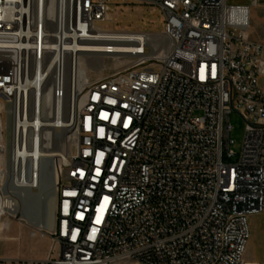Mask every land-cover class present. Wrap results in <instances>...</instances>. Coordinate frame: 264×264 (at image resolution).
<instances>
[{
    "label": "built area",
    "instance_id": "1",
    "mask_svg": "<svg viewBox=\"0 0 264 264\" xmlns=\"http://www.w3.org/2000/svg\"><path fill=\"white\" fill-rule=\"evenodd\" d=\"M124 1L161 12L159 38L103 43L111 0H0V232L65 97L76 142L57 169L50 254L11 264H247L250 219L264 212V42L252 7ZM85 53L113 66L76 96ZM235 111L246 121L237 161Z\"/></svg>",
    "mask_w": 264,
    "mask_h": 264
},
{
    "label": "rangeland",
    "instance_id": "2",
    "mask_svg": "<svg viewBox=\"0 0 264 264\" xmlns=\"http://www.w3.org/2000/svg\"><path fill=\"white\" fill-rule=\"evenodd\" d=\"M110 14L112 21L104 24L105 28L117 31H152L159 32L163 28V18L160 11L148 5L133 4L124 0H111ZM252 26H254L252 24ZM252 36L260 33L252 27ZM111 59H105L106 67L98 72L89 71L91 79H96L109 72ZM119 64V63H118ZM90 79V80H91ZM234 140L233 150L237 161L242 151L246 121L238 112L231 114ZM43 223L37 226L26 217L29 204L25 203L21 211L14 217L4 220L0 232V258L2 264H11L27 260L40 261L51 252L53 241L49 229L55 226L56 184L52 160L47 159L44 165ZM251 238L249 240L246 263L264 264V212L250 219ZM40 229V230H39Z\"/></svg>",
    "mask_w": 264,
    "mask_h": 264
},
{
    "label": "bare ground",
    "instance_id": "3",
    "mask_svg": "<svg viewBox=\"0 0 264 264\" xmlns=\"http://www.w3.org/2000/svg\"><path fill=\"white\" fill-rule=\"evenodd\" d=\"M64 0H60L61 4ZM52 8L55 5V0H52ZM57 12L55 10H49V15L51 17H55ZM108 19L112 21L111 14L109 12ZM108 21V20H107ZM105 24V23H104ZM103 24V28L101 27L99 30L100 37L103 43L110 44L115 43L118 48L125 47L122 41H125L126 35H133V32L136 31H117V30H109L105 28ZM159 38V32H152ZM130 37V36H129ZM107 41V42H106ZM110 42V43H109ZM104 45L100 46L98 50H103ZM86 50H93L90 45H86ZM115 48V47H114ZM123 51V49H121ZM117 60V64L125 63L128 56H113ZM109 59V56L101 53H85L80 55L79 57V78L76 79L74 84V90L76 96L83 90L85 85L90 81L91 76L89 75V71L98 72L103 70L106 67L105 59ZM71 89V86L68 87ZM67 97H65V102L63 108L59 107L58 114L55 112L54 117L51 118L50 115L45 116L44 119V127H43V135L44 137L39 140V151L36 156V173L32 176L31 179H28L26 182L19 181V185L21 188L15 190L16 193V204L14 210L10 213L8 217H14L17 214V211L22 210V206L27 203L30 205L32 202H36L43 197L44 192V165L47 159L52 160L53 170L55 176V184H57V169L59 165L66 159L68 156L72 155L76 152V142L73 139V135L71 134L73 131V123H71V109L67 108ZM80 103H83V99L80 100ZM57 110V109H56ZM69 110V111H68ZM45 138V139H44ZM13 188V187H12ZM56 209H57V187H56ZM7 217V218H8ZM43 223V215L41 222L36 224L37 226H41ZM55 224H56V212H55ZM4 221L1 225V230L3 229ZM55 227V226H54ZM54 227L49 229V232L54 230ZM40 230V229H39ZM247 264H257L253 262H247Z\"/></svg>",
    "mask_w": 264,
    "mask_h": 264
},
{
    "label": "crops",
    "instance_id": "4",
    "mask_svg": "<svg viewBox=\"0 0 264 264\" xmlns=\"http://www.w3.org/2000/svg\"><path fill=\"white\" fill-rule=\"evenodd\" d=\"M230 3L250 5L252 7L251 17L255 30H259L255 39L264 42V0H228ZM252 30V29H251Z\"/></svg>",
    "mask_w": 264,
    "mask_h": 264
},
{
    "label": "water",
    "instance_id": "5",
    "mask_svg": "<svg viewBox=\"0 0 264 264\" xmlns=\"http://www.w3.org/2000/svg\"><path fill=\"white\" fill-rule=\"evenodd\" d=\"M45 199H40L36 202L30 203L27 208L26 217L33 223L39 224L43 215V201Z\"/></svg>",
    "mask_w": 264,
    "mask_h": 264
},
{
    "label": "snow or ice",
    "instance_id": "6",
    "mask_svg": "<svg viewBox=\"0 0 264 264\" xmlns=\"http://www.w3.org/2000/svg\"><path fill=\"white\" fill-rule=\"evenodd\" d=\"M105 199H107V198H105ZM81 219H83V216L81 215ZM97 223H99V220H97Z\"/></svg>",
    "mask_w": 264,
    "mask_h": 264
}]
</instances>
